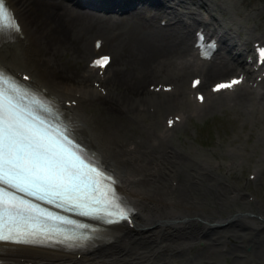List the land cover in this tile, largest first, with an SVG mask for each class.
<instances>
[{"label":"bare ground","instance_id":"bare-ground-1","mask_svg":"<svg viewBox=\"0 0 264 264\" xmlns=\"http://www.w3.org/2000/svg\"><path fill=\"white\" fill-rule=\"evenodd\" d=\"M170 2L187 10L180 9L178 12ZM137 3V9L148 10L153 17L162 13L167 16L164 19L173 21L175 26L171 28L145 26L147 22L137 19L132 13L122 15L109 13L101 17L94 12H88L85 7H79L77 10L69 8L74 12L70 15L68 10L60 7L61 3L58 0H8L7 4L15 10L29 44L26 45L24 42L26 38L18 39L17 47L20 53L17 56L13 50L0 46L1 63H6L14 71L31 68L38 88L46 90L52 96L62 97L63 101L67 100V95H64L63 91L58 92L63 89L61 85L57 86L49 81L50 72L38 56L34 55L33 52L36 51L34 45L39 46L37 52L51 51L55 55L62 52L78 63L86 54L92 53L89 45L83 47L76 38L78 28H82L80 36L94 31L97 35L102 34L103 39L106 38L105 44L100 41L99 49L108 45L116 66L112 68L109 78L103 79L95 75L94 80L99 81L101 88L111 87L109 82L113 83L116 92L111 97L108 90L106 94L101 95L99 91L82 89L76 98L72 90L69 95L71 99L76 100V104L68 114L72 121L77 123L78 135L97 148L100 162L107 163L105 165L113 168L118 191L133 209L134 214L131 227L125 225L111 227L113 229L111 234L81 250L78 256L75 252L54 248L0 243L1 262L264 264V208L244 199L235 187L237 191L228 189L220 179L221 171L212 168L206 159L174 147L170 141L171 134L167 133L164 122L162 124L164 128L161 126L162 121L159 124L161 114L167 119L169 114L167 112L176 110L177 113L169 117L177 116V119L182 121L189 115L186 111L193 108L188 98V94L193 90L185 86V78L186 74H195L196 71L191 67L190 61L182 57L185 50V35L181 33L180 28L184 22L183 25L189 26L196 19L200 8L210 10L211 0L123 1L127 10H131L130 8ZM189 12H191L189 18L183 19L182 15ZM259 12L258 10L257 13ZM217 15L220 18L214 16V19L223 27L219 44L228 54V58L225 59L224 56L221 61L205 63L201 70L199 69V78L203 76L199 85L204 91L202 102L210 99L206 109L209 106H219L218 101L224 100L226 96L222 97L221 92L215 94L209 92V89H205L204 82L223 75L234 66L242 65L244 53L247 51L251 53L252 49L249 44L251 32L237 30V34L236 28L230 30L225 21L226 15ZM25 22L30 25L31 30L27 29ZM113 29L116 33L108 35ZM260 33L264 37V26ZM261 35L254 36L263 39ZM90 77L92 74H87L79 78V81L87 87ZM149 80L167 84L168 89L161 90L163 86L161 85L159 92H150L144 87V83ZM261 82L263 91L260 96L264 98V77ZM247 88L239 87L229 95L228 100L237 103L250 100L254 93ZM130 94H133V99L127 105L123 101ZM214 96L220 98L214 99ZM138 100H141V103L135 104L134 102ZM113 102H118V105ZM262 106L263 103L260 104L259 110ZM97 108L102 111L98 112ZM150 108L154 110L148 113ZM84 124L90 128L91 135L87 133ZM149 164L155 165L156 168ZM163 168L166 171L162 174ZM155 174H159L157 180L154 179ZM165 176H168V181L175 180V185L172 187L169 183L167 185L164 181ZM198 237L201 240H197Z\"/></svg>","mask_w":264,"mask_h":264},{"label":"snow or ice","instance_id":"snow-or-ice-1","mask_svg":"<svg viewBox=\"0 0 264 264\" xmlns=\"http://www.w3.org/2000/svg\"><path fill=\"white\" fill-rule=\"evenodd\" d=\"M7 31L19 32L20 27L0 0V33ZM258 56L264 60V49L258 50ZM109 62L104 56L93 66L103 69ZM239 83L234 79L213 90ZM25 95L0 72V241L73 246L88 239L60 228L84 226L42 204L86 217H108L109 223L127 220L128 210L119 201L111 177L80 153L66 130L52 126L39 114L37 108L47 111L42 104L22 103Z\"/></svg>","mask_w":264,"mask_h":264},{"label":"rangeland","instance_id":"rangeland-1","mask_svg":"<svg viewBox=\"0 0 264 264\" xmlns=\"http://www.w3.org/2000/svg\"><path fill=\"white\" fill-rule=\"evenodd\" d=\"M228 1L230 3H227ZM237 2L236 0L220 1L226 16H228L227 21L231 23V30L236 28L235 30L238 34V31L244 29V23H249L248 25L250 27L252 26V29H248L251 31V35L259 33L261 28L264 26V0H237ZM185 9L186 8H183L182 10ZM258 10L260 11V15L257 13ZM25 26L28 30H31L30 25L27 22H25ZM87 33L85 34V37ZM85 37L82 41H80V44L83 45V47H87V44H85ZM250 39L252 38L250 37ZM34 46L36 47L35 52H37L39 50V46ZM221 49L222 52L225 53V55L221 54V56H226L225 59H227L228 54L222 47ZM35 54L38 55L39 60L48 68L50 72L48 79L51 83L54 85L56 84L57 86L61 85L63 88L68 89H72L74 86L80 85V90H88V88L85 87L81 81H79V78L83 77H79V74L81 73L82 64H84L85 61L83 60L84 57L76 63L68 56V54H62V52H58L55 55L54 52L52 53L51 51L46 52L41 50V52H37ZM43 56H45V59L41 58ZM48 58H50L49 61L47 60ZM113 62L114 61H112L111 65L114 68L116 63ZM238 69H240V67H238ZM188 77L189 76L187 75L185 78L186 84L188 82ZM212 79L213 78L207 80V85L212 81ZM156 81H146L144 86L147 83H151V85H153ZM109 84L111 87H108L107 90L112 97L116 92V88L114 89L115 86L113 83L109 82ZM247 87L249 86L246 85L245 88ZM120 88L121 90L123 89V87ZM254 96L250 98V100L248 99L249 101L245 100L238 103L237 101L233 102L232 100L230 102L228 98L227 100L224 98V100H221L222 102L218 101L219 106H209L210 108L208 107V109H206L207 106L205 107L204 105L191 108V110L189 109L186 111L189 115L184 117L181 123L179 122L176 124L177 126L175 125L174 128L168 132L172 135H170V141L174 147L203 160L206 159L205 161L210 164L212 168L217 169L219 172L221 171L220 177L222 178L220 179L226 184L228 189H234L235 191L238 190L244 199H248L251 203H255V205L264 208V98L261 97L260 94H256ZM132 99L133 94H130L124 98L123 102L128 105V102ZM113 103L118 105V102ZM134 103H141V100ZM261 103H263V106L259 110ZM246 104L248 105L246 106ZM141 107L143 106H139V108ZM97 109L98 112L102 111L99 108ZM161 115L163 117L164 114ZM171 115L172 114H170V116ZM149 165L153 166V164ZM164 168L162 174L166 171ZM192 228L195 229L194 227ZM199 236L201 237V235ZM200 237H198L197 240H201Z\"/></svg>","mask_w":264,"mask_h":264}]
</instances>
